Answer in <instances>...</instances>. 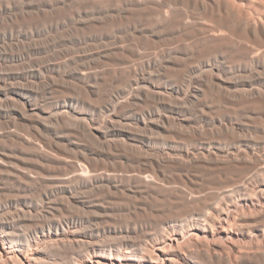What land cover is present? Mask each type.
Returning <instances> with one entry per match:
<instances>
[{"label": "rangeland", "instance_id": "rangeland-1", "mask_svg": "<svg viewBox=\"0 0 264 264\" xmlns=\"http://www.w3.org/2000/svg\"><path fill=\"white\" fill-rule=\"evenodd\" d=\"M25 1L27 3H30V4L28 6L26 4V6L23 7V9L17 8L16 10H14L13 13L14 12L15 13L13 16L14 17L13 20L10 19L11 16L0 15V51L5 52L8 55H12V54L19 55L20 53H22L24 51L25 48L26 49L29 48L32 45V42H33V44H37L38 46H40L41 51L42 50L43 51L45 50V51L44 52L40 51V53L33 54L30 59H22V60H20V62H19V60H11V58H9L8 61L3 62L4 64L2 63L3 71L14 72V70H15V72L17 71L16 73L22 72L23 70L27 71L29 67L31 68L32 66H36L37 64H39L40 59L42 61L44 60V61L49 62V61H61V58H62V61L64 59L70 60L72 58L70 60L69 64L67 63L69 65V67L67 66V64H64L66 67L63 65V67L61 68L63 76H60L59 78H57V83L62 89V90L60 89L61 91H59V92H61V94L58 92L60 94L59 96L62 95L63 97L66 96L67 99H74L75 106H73L74 107V110H72L73 114L76 115L77 117L79 115L85 116L86 120L88 119L87 123L88 122L90 123V124L88 123L89 126L93 127V129L97 128V130H92V131H95V132H92L95 135L92 134L91 131L80 130L76 124L75 119H72V121H68L67 123H64V126H62L63 123H61V124H54L53 123L52 124V122L50 121V119L48 117L47 112H43L44 117L42 116L40 118L41 120L35 116L33 118L28 119L26 122V120H21V119H19V117L16 116V114H15L16 109L13 108V107L17 108L16 105L14 106V104H10L11 105L10 108L12 109V110L10 109L11 111L9 110V107H7L10 105H5V104H4V106L0 105V107L2 106V109L0 108V114L2 115V116L0 115V139H1V145L3 146L2 148L3 149L7 148L6 150H8V151H6L5 149H4V151H6L7 154L9 153V155H10V158L8 157L7 159H10L12 162L14 161L15 163L17 162L16 164H20V165H26L29 162L31 163L35 160L34 159L35 156L32 155L33 153H42L43 154V152H44V154H46V152L40 147H39L38 151H35V148H36L35 144L40 143L42 145V143H43V146L45 147V149L49 148V151L53 152L52 154L55 155L54 157L56 159L58 158V160H56L55 165L59 164L60 166L59 165L58 166L62 167V169H63V167H67L66 171H70V170L81 171V170L85 169L86 167L88 169H92V170L96 168L97 172H100V173L113 172V173L118 174L120 176L123 174L122 179L126 182L128 181L126 179L128 174H135L137 176L142 177L144 185L148 184L149 187H152L153 183L156 182V180H157L159 182V184L156 185L157 186L156 189L155 188H146V189L143 188L145 190V192L140 190L141 192L138 191L137 193H135L138 195V198L140 197V199H138L137 195H135L134 193H133V195H128V194H126V195L118 194L117 195V194H114V193L108 191L107 188L104 186L103 187L102 186L94 187V189H92L90 186H89L90 188L89 187H81V188L77 189L78 190L77 193L79 192L78 193L79 195L89 196V194H93V195H96L97 197H100V195L98 196V194H101V197H100L101 201H103V203L107 205L108 212L109 211H110V213L114 212L113 216L116 219H113V220L116 221L118 224L120 223V225H123L126 223L125 225L129 224L132 228H134L135 227L134 225L137 223L136 227H138V228L140 227L139 229L142 231L143 230L144 231L145 230L146 231H154L155 228H158L161 225L160 222H163V220H165L166 218H169L170 216L173 218H178L180 216V213L181 214L183 213L184 208L187 210L189 208H196V209L200 208L201 209V207H204V204L201 203V202H203L202 200L200 201L198 199L191 198V197H193V195H196V194L198 195L199 191L203 195L211 193V191L212 192L217 191V188L220 189L222 187L220 185V182L222 184H224L223 189L229 188L232 185V184H230L231 183L230 181H232L231 178H233L234 176L237 177L238 175L244 173V171H242L243 169L241 167H239V166H243V164H235L236 162H234V161L227 160L225 162H222L223 164H219V165L215 164L214 161H212V160L202 162V163L201 162H197V163L196 162H194V163L189 162L187 159H185V156H183L187 150L190 149L193 152H197V151L199 152L201 150V147L199 145H202L201 140H204L203 142H208V145L212 146L213 149H216V150L218 149L221 152L223 151L224 155L226 154V152H228L230 150L238 149V148H241V149L244 148L247 150L250 149L248 151L251 153V156L254 155L252 158H255V159H252L253 161L249 160L246 163V165H249L251 167L252 166L255 167V170L253 169V172L251 173V175L253 174L252 175V185H253L252 187L254 189L252 190L253 196L251 198L247 199V201H246V202H248L246 205V208L250 209V207H251L252 209H250V210L254 211V206L250 203L252 201L255 203L258 202V199L263 197V195H264V189H263L264 188V180H263L264 168H262V167H264L263 166L264 165V142H262V141H264L263 140L264 139V128H263L264 127V92H263V94H261V96H260V94H258V95L255 94L256 96L253 95V97H252V95L240 96L239 93L237 92L241 86H242L241 88L246 86L245 88L250 89V88H256V85L258 88H260V89L262 88V90L264 91V71H263L264 59H263L261 64L257 65L255 63H253L249 57H245L244 54L240 53V46L241 47H243V46L248 47V45L253 44V41L247 42L248 40L247 41L245 40L244 42H241L242 45H240L238 47L237 41H239V39H238V37L233 36V41L235 42L233 45L232 44H224V45H220L219 47L218 46L217 47H211V46L209 47V45H206V47H205L204 46L205 44L198 41V39L196 37H194V34L196 32V28H195V25L197 22L196 20H198L197 17H202V15L203 16L205 15L204 10H201V9L189 8L188 9L189 13L190 14L192 13L191 15H193L196 18L193 19L194 21L192 20L191 22H189V25L192 24L191 26L187 25V26L182 27V25H184V24L182 23V21L177 20V18L175 20L171 21V23L170 22H168V23L163 22L160 19L158 20L159 17L156 14V11L150 7H148L146 10L144 9L143 12H141L140 10H136L133 13H131L128 18H125V17L120 18V16L117 15L118 14L117 12L119 11V8H120V3H121L120 0H110V1L109 0H94V1L93 0H86V1L85 0H25ZM108 1H109V3H108ZM117 1H119L120 3H118ZM147 1L148 2L158 1L160 3H163V2H167L169 0H165V1H163V0L162 1L161 0H147ZM231 1H234L233 3L237 2V4H235L236 6L239 5L241 7V5H243L242 7L246 10H249V12H252L253 15H258V14H255L256 13L255 8H256V6H258L257 2H259L260 0L259 1L256 0L257 2L255 0H251V2H250V0H231ZM115 2H117V3H115ZM112 3L114 6L109 5ZM259 3H262V5L264 7V1H262V2L260 1ZM117 5H119L118 6L119 8L117 7ZM121 5H122V3H121ZM104 6H105V8H103ZM109 6H110V8H108ZM112 6L115 8H113ZM248 7H249V9H248ZM252 7H253V9H252ZM88 9H90V10H88ZM91 10H92V12L93 11L94 12L92 13ZM105 14H107V15H105ZM152 14H154L152 16L153 19L151 17ZM100 15H101V17H99ZM83 16H85V17H83ZM148 17L150 19H148ZM154 17L155 18L157 17V18L155 19ZM214 17H216V18H214ZM218 18H219L218 15L215 14V15H213V17H211V16L208 17V21L211 20L209 22L214 23L218 20ZM137 19L138 20L141 19V20H139L141 22H139ZM75 20H77L78 22ZM100 20H101V22H100ZM142 20H143V22H142ZM147 20H150V22L148 21L150 24L147 23ZM151 20H153V21L151 22ZM154 21L156 22L158 27L155 26L156 24ZM160 21H162V22H160ZM76 23H78V24H76ZM118 23H119V25H118ZM139 23H141V26ZM144 23H146V24H144ZM55 24L57 27L55 26ZM82 24H83V26H82ZM105 24L108 26H106ZM135 24H136V27H134ZM114 25H116V26H114ZM117 25L119 28L122 26L119 31H118L119 28L117 27ZM124 25H125V27H124ZM147 26H149V27H147ZM151 26H152V28H151ZM54 27H56V28H54ZM128 27L130 29H128ZM113 28L115 30H113ZM137 28H138V30H137ZM139 28H141V30ZM144 28H146V29H144ZM184 28H187V29H184ZM190 28H191V30H190ZM46 29L47 30L49 29V30L47 31ZM178 29H179V31H178ZM4 30H7V31H4ZM20 30H23V31H20ZM134 30H136V31H134ZM143 30L145 31V33L148 36L144 33ZM189 30H190V32H189ZM1 31H4V32L1 33ZM13 31H15V32H13ZM31 31H35V33L41 32L40 33L41 36L40 35L37 36L35 34L30 39L27 38L29 41L27 39L26 40L24 39L23 40L24 42L22 41L21 37L18 36L23 32L24 33H31ZM122 31H123V33H122ZM148 31H149V33H148ZM175 31H176V33H175ZM9 32H11V34ZM46 32H47V34H45ZM48 32H50V33H48ZM142 32L144 33L143 35H142ZM182 32H183V34H182ZM106 33H107V35H106ZM114 33H116V34H114ZM137 34L139 36H137ZM166 34H167V36H166ZM176 34H177V36H176ZM178 34H182L183 36L182 35L179 36ZM4 35H6V36H4ZM96 35H97V37H96ZM123 35H125V36H123ZM98 36H100V37H98ZM162 36H163V38H162ZM34 37H35V39H34ZM40 37H41V39H40ZM152 37H154V39ZM8 39H9V41H8ZM106 39L109 41H107ZM121 39H123V40H121ZM71 41H73V42H71ZM173 43H174V45H173ZM179 43L180 44L182 43V44L180 45ZM127 44L131 47L127 46ZM175 44L178 46V48H176L177 46ZM197 44H198V46H197ZM260 44L264 45V40ZM100 45H103V46L100 47ZM136 45L138 47H136ZM183 45H185V46H183ZM42 46H43V48H42ZM119 46H125L128 49V51H131L133 53L140 51V50H141V53L144 51L142 53V55L144 56L143 58H141L142 61H141V59L139 60L136 57H134V62L138 67L136 65L135 66L138 69H135L134 71H130L127 66H124L123 64H121V65H118V69L116 72L111 70V68H110L111 65L109 63H117V62H122V61L124 62L123 56H124V53H126V51H122V49L119 48ZM201 46H202V48H201ZM198 47H200V48H198ZM80 48H82V49H80ZM84 48H86V49H84ZM90 48H92V49H90ZM168 48H169V50H168ZM205 48H208L210 51L209 50L206 51ZM75 49H77V50H75ZM180 49H181V51H180ZM111 50H112V52H111ZM59 51H60V53H59ZM88 51L89 52L91 51V52L88 53ZM92 52L94 55L91 54ZM102 52H104V53L101 54ZM158 52L160 55L159 56L160 59L158 57ZM224 52L226 53V55ZM233 52H234V54H233ZM78 53H81V54L83 53V54L82 55L80 54V56H79ZM155 53H157V54H155ZM175 53H176V56H174ZM162 54H164V55H162ZM172 54H173V56H172ZM178 54L181 56H179ZM61 55L62 56L64 55V56L61 57ZM153 55H155V56H153ZM202 55H204L205 59L213 58V59H211L210 63L213 67L211 71H212L213 75H215V76H213V79H211V81H209L208 79H206L202 76L203 71L207 72L208 67H204L201 70L200 69L199 70L198 69L192 70V71L190 70L191 65L193 66L195 64L194 66H196L199 62H201V64L204 62L203 61L204 58ZM98 56H99V58H98ZM107 56H109L110 58H113L114 61L106 62L105 58ZM150 56L153 57V59H152L153 62H151L153 64V66H152V64L150 65V63L148 62L150 59L149 58ZM73 57H76V59H73ZM91 57L93 60L91 59ZM223 57H224V60H223ZM87 58H88V61H86ZM170 58H171V60H170ZM32 59H34V61H32ZM199 59H201V60H199ZM227 59L229 61H226ZM78 60H79V62H78ZM163 60H165V62ZM236 60H238L237 61L238 64H236V62H235ZM36 61H38V62H36ZM42 61L40 63H42ZM76 61H77V63H76ZM155 61H157V63H155ZM146 62H148L149 65ZM222 62H223V64H222ZM228 62H229V64H228ZM164 63H166V64L163 65ZM171 63H172V65H171ZM217 63H218V65H216ZM240 63L241 64L243 63L242 64L243 70H242V65ZM8 64H10V65H8ZM166 65H167V67H166ZM253 65H256V66H253ZM150 66L152 69L150 68ZM233 66H234V68H233ZM81 67L88 68L91 71V73L97 70L99 72V76H100V77H98L99 79L95 80V78L93 77V79L96 81L95 82L91 76V77H89V79L81 81V79H79L78 76L76 74H74L75 71H77ZM142 67H143V69H142ZM170 67H172V68H170ZM231 67H232V69H234V71L231 69ZM238 67H239V69H238ZM253 67H255V68H253ZM64 68L67 71H65ZM67 68L70 69L69 72H68ZM159 68L162 71H160ZM251 68H252V70H251ZM91 69H93V70H91ZM260 69L262 71H260ZM71 70H73V71L71 72ZM138 70H139V72L137 74ZM148 70L150 73L149 72L147 73ZM230 70H232V72L234 74L232 72H230ZM125 71L128 73H126ZM154 71H156V72L153 73ZM69 73H73V74L69 75ZM132 73H133V75H132ZM197 73L199 74V76H197L198 75ZM241 73H242V75H241ZM109 74H110V76H109ZM162 74L164 75V78H163ZM192 74H193V77H192ZM232 74H233V77H232ZM236 74H238L239 76ZM141 75H143L145 77V80H146L149 88H150V86H152L151 87L152 89H150L151 93L149 92L148 94H145V92H142V90H140L139 88H135V85H132V84H134L135 79L137 77H143ZM253 75H255V76H253ZM223 76H225L226 78L228 77L229 79L228 78L226 79ZM148 77H150V78H148ZM43 78H45V79H43ZM157 78H158V80H157ZM187 78H190V79L187 80ZM71 79H72V81H71ZM173 79H175V80H173ZM40 80H38L35 83V87L39 91L41 90L39 93L43 95L44 91L42 88H43V86H45V84L47 83L48 80L46 77H42ZM154 80H156L157 82ZM91 81L93 82V84H91L92 83ZM174 81L175 82L177 81V82L174 83ZM195 81H197V82H195ZM125 82L131 83V85L126 84ZM154 82H155V84H154ZM163 82H164V84H163ZM42 83H43V85H42ZM84 83L87 87L85 85H83ZM159 83H161L162 86H160ZM158 84H159V86H158ZM176 84L179 86V88L177 87ZM221 84L223 85V87ZM99 85H100V87H99ZM191 85H193V86H191ZM253 85H254V87H253ZM124 86H125L126 91L123 89ZM196 87H198V88H196ZM156 89H160L161 91L164 92V96H162V98L159 97V95L155 92ZM110 90H111V92H110ZM138 90H140L142 93H140V91H138ZM174 90H176V91H174ZM199 90H201V91H199ZM65 91H66V93H64ZM132 91H133V93L130 94ZM123 92H124V94H123ZM134 92L137 94H135ZM152 92L154 94H152ZM185 92H186V96H185ZM67 93L69 95H67ZM188 93H189V95H188ZM114 95H115V97H114ZM43 96H45V94ZM74 96H76L77 98ZM184 96H185V98H184ZM104 97H105V99H104ZM109 97H110V99H107ZM112 97H113V99H112ZM173 98H175V99L173 100ZM126 100H128V101H126ZM156 100H158V101H156ZM189 100H191V101H189ZM138 101L141 103H139ZM117 102H119V104L115 106V104ZM122 102H124V103L122 104ZM80 104H81V106L84 105V106H82L83 108L82 107L80 108ZM156 104L157 105L159 104L158 105L159 107H157ZM46 106H48V104ZM148 106H150V107L152 106L151 108L155 111L153 112V110ZM3 108H5V109L8 108V109L5 110ZM80 109H85L86 111L80 110ZM2 111H4V112H2ZM100 111H102V115H101ZM132 111L135 114H133ZM140 111L144 115L142 113H140ZM108 112L111 114H109ZM115 112H116V115H115ZM117 112H119V115ZM120 112H122V113L120 114ZM96 113H98V114H96ZM129 113L131 114L130 115L131 120L129 118ZM150 113L152 115H149ZM6 114H7V119L9 121L6 119ZM93 114H94V116H93ZM162 114L164 115V117ZM99 115H100V118H99ZM117 115H118V117H117ZM171 115H174V116H171ZM106 116L108 118L110 116V118L108 119ZM102 117H103V119H102ZM126 117H127V119H126ZM147 117H149V118H147ZM43 118H46L45 121L48 123L47 126H43L42 122L46 123ZM105 118H107V122L105 121L106 120ZM111 118L113 120L115 119L114 120L115 124H111V122H110ZM151 118H152V120H151ZM153 118H155V119H153ZM47 119H49V120H47ZM95 119H97V120L95 121ZM160 119H161V121H160ZM184 119H186V120H184ZM132 120H133V122H132ZM153 120H155V122ZM17 121H19V122H17ZM23 121H25V122H23ZM70 122H72V123H70ZM126 122H127V124L130 123V124H128L129 126L126 124ZM138 122L141 126L138 124ZM231 122H232V124H231ZM28 123H30V124H28ZM72 124H75V126ZM215 124L217 126H215ZM51 125H52V127H51ZM115 125L118 128L115 127ZM256 125L258 126V129H257ZM38 126H39V128H38ZM119 126H120V128H119ZM202 126H204V128ZM55 127L58 129H56ZM63 127H64V129H62ZM65 127H67V128L65 129ZM143 127L147 128V129H143ZM181 127L183 129H181ZM198 127H199V129H198ZM44 128H46L47 130ZM121 128H123V129H121ZM140 128H142V129H140ZM148 128H151V129H148ZM124 129H126V130H124ZM137 129H139V130H137ZM234 129H236V130H234ZM52 130H54V131H52ZM41 131H43V133ZM108 131H109V133H106ZM233 131H235V132H233ZM58 132L60 133V136H59ZM69 132H71V133L69 134ZM142 132L144 135H142V134L139 135V133H142ZM52 133H54V134H52ZM56 133H58V134H56ZM88 133H89V135H88ZM113 133H116V135ZM241 133H242V135H241ZM84 134H85V136H84ZM96 134L99 137V139H98V137H97V139H96V137L94 138V136H96ZM146 134H147V136H145ZM72 135H73V137H72ZM46 136H47V138H46ZM130 136H132V137H130ZM49 137L52 139H49ZM150 137H152L153 139H151ZM252 137H253V139H252ZM100 138H102V139H100ZM105 138H107L108 140ZM261 138H263V139H261ZM40 139L41 140L43 139V140L40 141ZM125 139H127V140H125ZM208 139H209V141H208ZM217 139L220 141H218ZM255 139H257V140H255ZM100 140H101V142H100ZM221 140H223V142ZM26 141H27V143H26ZM28 141H32V142L30 143ZM73 141H75V142H73ZM54 142H56V143H54ZM62 142H63V144H66V143L67 144L64 146L62 144ZM77 142H78V144H77ZM143 142H145V143H143ZM176 142H177V144H176ZM230 142H231V144H230ZM246 142L248 144H246ZM59 143H61V144H59ZM131 143H132V145H131ZM192 143H195L196 147ZM107 144H109V145H107ZM134 144L136 147L134 146ZM141 144H142V146H139ZM217 144H219V146ZM233 144H234V146H233ZM53 145L55 148L53 147ZM69 145H71V146H69ZM127 145L129 147H127ZM224 145H225V147H224ZM25 146H27V147H25ZM33 146L35 148H32ZM251 146H252V148H251ZM257 146H258V148H257ZM57 147H59V148H57ZM66 147L68 148L67 149L68 151L69 150L71 151V149H69V147L72 148V151L68 152L66 150ZM86 147H87V149H86ZM149 147H150V149H149ZM27 148H29L31 150H29ZM176 148H177V150H176ZM73 149H74V151H73ZM132 149H134V150H132ZM137 149H139V150L143 149V150L137 151ZM57 150L60 152L58 153ZM92 150L93 151L95 150V151L93 152ZM115 150H116V152H115ZM260 150H262V152ZM27 151H28V153H26ZM30 151H32V154ZM171 151H173V152H171ZM72 152L75 154H73ZM147 152H148V154H147ZM153 152H155V153H153ZM62 153L63 154L65 153L67 155H65V154L63 155ZM76 153L80 154V155L76 156ZM150 153H153L154 156ZM163 154H164V156H163ZM21 155L22 156L24 155V156L22 157ZM31 155H32V157H31ZM147 155H148V157H147ZM25 156H26V158H24ZM78 156H80V157H78ZM84 156H86V158H87L86 160H85ZM168 156H171L172 158L174 157L175 160H173V159L164 160L165 163H164V161H162L161 163L158 162V158H159V160H162L163 158L164 159L168 158ZM89 157H90V159H89ZM257 157L258 158L261 157V158H259V160H258ZM78 158H80V159H78ZM178 158H180V159H178ZM64 159H66V160H64ZM77 159H78V161H77ZM121 159L123 162L121 161ZM255 160H257V161H255ZM118 161H121L123 164H121V162L118 163ZM124 161H126V162H124ZM78 162L84 163L86 165V167L83 166L82 164L78 163ZM231 162H234V163H231ZM256 162H258V163H256ZM167 163H170V164H167ZM139 164H142V166ZM220 165H221V168H220ZM30 166H32V165H30ZM153 166H155L154 170H153ZM160 166H163L164 169H163V167H161L162 168L161 169ZM206 166H208L209 168ZM213 166H216L217 168L213 167ZM192 167H199L200 170H199V168H196L194 170V168H192ZM155 170L159 171L161 173V176H162V177L160 176L161 179L157 178L158 176H157L156 172H154ZM193 174H196L198 177L196 175H193ZM222 177H223V179H222ZM193 180H195V181H193ZM254 180H256L257 183ZM196 181H197V183H196ZM224 181H226V182H224ZM259 181H262V182L259 183ZM189 185L190 186L192 185V186L190 187ZM90 190L92 193L90 192ZM93 190H94V193H93ZM82 191H84V192H82ZM87 191L89 193H87ZM105 192H107V193H105ZM143 194H144V196H143ZM225 194H228V193H223V195L220 194V196L218 198L214 199V201L209 205L205 204V209L207 211H209L212 209H217L216 206L218 208H220L222 205L224 207L230 208L232 206V203H230V204L223 203V198L225 197ZM105 196H107V197H105ZM126 196H128V198L129 197L130 198L128 199ZM111 199L114 200L113 202L116 205H114V203H112ZM121 199L123 202L120 201ZM106 200L110 201L109 204ZM180 200H182V201H180ZM133 201L135 202V204ZM198 201L200 203H198ZM128 202L130 203V205ZM182 202L184 204H182ZM126 204H127V206H125ZM170 204H172L173 207ZM114 206L116 208H114ZM182 206H185V207L183 208ZM206 206H207V208H206ZM247 206H249V207H247ZM159 207H161V208L159 209ZM136 208H138V209H136ZM146 208L148 209V211ZM154 208H155V210H154ZM176 209H177V212H176ZM179 210L182 212H180ZM186 210H184V211L186 212ZM225 210H228V209L226 208ZM120 211H121V213H120ZM39 214L41 215V212L35 213V215H36L35 217L36 218H42V216H40ZM151 214L153 216H151ZM37 215L40 217H37ZM222 216L225 217V214L222 213L221 218L219 217V220L214 219L213 225L211 227L214 226L215 230L213 228L209 227L211 232L209 230V232L206 236L207 238L210 239L212 234L216 233V231H218L220 226L224 223ZM220 219H222V221ZM123 220H124V222H123ZM220 221H221V223H220ZM91 222L87 223L86 225L87 226L91 225V227H92V224H93V227H96L102 221L98 220V222H97V220H92ZM155 223H157V224H155ZM141 225H143V227ZM157 225H159V226H157ZM88 227H90V226H88ZM217 228H218V230H217ZM197 232L199 233L198 234L199 237H203V233L201 231L197 230ZM258 232H255L258 236L256 238L258 240L264 241V231L261 230ZM259 234H261V235L259 236ZM225 237H226V235H221L220 238L224 239ZM101 238H102V241H105V242H108L109 240H110V242L114 241L113 237L109 238V236H107V235H102ZM262 238H263V240H262ZM153 253L156 255L155 250L153 251ZM67 255H69V253H67ZM140 262L142 264L147 263V261H145V260L144 261L141 260ZM200 264H205V263H200Z\"/></svg>", "mask_w": 264, "mask_h": 264}, {"label": "bare ground", "instance_id": "bare-ground-1", "mask_svg": "<svg viewBox=\"0 0 264 264\" xmlns=\"http://www.w3.org/2000/svg\"><path fill=\"white\" fill-rule=\"evenodd\" d=\"M86 1V0H85ZM94 1V0H93ZM110 1V0H109ZM108 1V3H109ZM117 1L120 3L119 11L117 12L118 16L120 18H128L131 13H133L136 10H140L143 12V10L147 9L148 7L153 8L156 11V14L158 15V20H162L163 22H170L175 20L182 21L184 25H189V22H191L194 17L191 15L188 11L189 8H195V9H201L204 10L205 15L202 17H197L198 20H196V32L194 34V37L198 39V41L202 42L206 45H209V47H219L220 45L224 44H234L233 36L238 37V47L241 44V42H244L245 40L247 42L253 41V44L248 45V47H241L240 46V53L244 54L245 57H249L250 60L259 65L262 63L264 59V45H261L260 43L264 40V7L262 3H259L260 1L264 0H257L256 6V13L258 15H253L252 12H249V10L244 9L241 5V7L238 5L236 6V3H233L234 1L231 0H169L167 2L160 3L158 1H150L147 0H120ZM162 1V0H161ZM165 1V0H163ZM97 2V1H96ZM101 2V1H100ZM113 2V1H112ZM115 2V3H117ZM251 2V0H250ZM104 3V2H103ZM114 3V4H115ZM27 6L30 3H27L25 0H0V15H7L11 16L10 19L13 20L14 13L13 11L17 8H22ZM105 4V3H104ZM102 5V4H101ZM100 5V6H101ZM109 5H113L109 4ZM97 6V5H96ZM114 6V5H113ZM112 6V7H113ZM245 6V5H244ZM252 6V5H251ZM111 7V8H112ZM95 8V7H94ZM105 8V6L103 7ZM110 8V6L108 7ZM115 8V7H113ZM251 8V7H250ZM43 9V8H42ZM96 9V8H95ZM249 9V7H248ZM253 9V7H252ZM90 10V9H88ZM96 11V10H95ZM254 11V10H253ZM92 12V10H91ZM94 12V11H93ZM92 12V13H93ZM114 12V11H113ZM64 13V12H63ZM97 13V12H96ZM110 13V12H109ZM150 13V12H149ZM71 14V13H70ZM101 14V13H100ZM112 14V13H111ZM114 14V13H113ZM196 14V13H195ZM218 15V20L214 23L208 21V17H213V15ZM107 15V14H105ZM149 15V14H148ZM154 14L151 15V17ZM199 15V14H198ZM50 16V15H49ZM113 16V15H112ZM197 16V15H196ZM4 17V16H3ZM56 17V16H55ZM85 17V16H83ZM95 17V16H94ZM101 17V15L99 16ZM108 17V16H107ZM110 17V16H109ZM82 18V17H81ZM113 18V17H112ZM155 18V17H154ZM157 18V17H156ZM155 18V19H156ZM216 18V17H214ZM84 19V18H83ZM89 19V18H88ZM103 19V18H102ZM148 19H150L148 17ZM153 19V17H152ZM30 20V19H29ZM138 20V19H137ZM141 20V19H139ZM138 20V21H139ZM213 20V19H212ZM77 21V20H75ZM74 21V22H75ZM150 20H147V23L150 24ZM153 20H151L152 22ZM160 21V22H162ZM194 21V20H193ZM78 22V21H77ZM101 22V20H100ZM135 22V21H134ZM141 22V21H139ZM143 22V20H142ZM155 22V21H154ZM158 22V21H157ZM105 23V22H104ZM110 23V22H109ZM136 23V22H135ZM78 24V23H76ZM94 24V23H93ZM98 24V23H97ZM102 24V23H101ZM107 24V23H106ZM105 24V25H106ZM132 24V23H131ZM141 26V23H139ZM146 24V23H144ZM152 24V23H151ZM154 24V23H153ZM156 24V22H155ZM160 24V23H159ZM158 24V25H159ZM31 25V24H30ZM37 25V24H36ZM100 25V24H99ZM119 25V23H118ZM117 25V27H118ZM121 25V24H120ZM129 25V24H128ZM127 25V26H128ZM162 25V24H161ZM169 25V24H168ZM192 25V24H191ZM189 25V26H191ZM56 26V24H55ZM79 26V25H78ZM83 26V24H82ZM108 26V25H106ZM113 26V25H112ZM116 26V25H114ZM131 26V25H130ZM154 26V25H153ZM157 26V24L155 25ZM166 26V25H165ZM164 26V27H165ZM57 27V26H56ZM54 27V28H56ZM59 27V26H58ZM88 27V26H87ZM110 27V26H109ZM122 27V26H121ZM120 27V28H121ZM125 27V25H124ZM123 27V28H124ZM136 27V24L134 25ZM143 27V26H142ZM146 27V26H145ZM149 27V26H147ZM158 27V26H157ZM167 27V26H166ZM181 27V28H182ZM193 27V26H192ZM60 28V27H59ZM79 28V27H78ZM86 28V27H85ZM108 28V27H107ZM116 28V27H115ZM119 28V27H118ZM118 29V31L120 30ZM122 28V29H123ZM132 28V27H131ZM152 28V26H151ZM189 28V27H188ZM34 29V28H33ZM43 29V28H42ZM128 29H130L128 27ZM134 29V28H133ZM136 29V28H135ZM141 30V28H139ZM146 29V28H144ZM158 29V28H157ZM156 29V30H157ZM162 29V28H161ZM160 29V30H161ZM177 29V28H176ZM187 29V28H184ZM30 30V29H29ZM35 30V29H34ZM44 30V29H43ZM47 30V29H46ZM49 30V29H48ZM47 30V31H48ZM110 30V29H109ZM113 30H115L113 28ZM138 30V28H137ZM151 30V29H150ZM155 30V29H154ZM191 30V28H190ZM189 30V32H190ZM195 30V29H194ZM7 31V30H4ZM4 31H1L3 33ZM23 31V30H20ZM126 31V30H125ZM136 31V30H134ZM144 31V30H143ZM162 31V30H161ZM174 31V30H173ZM179 31V29H178ZM185 31V30H184ZM15 32V31H13ZM111 32V31H110ZM109 32V33H110ZM114 32V31H113ZM139 32V31H138ZM137 32V33H138ZM186 32V31H185ZM184 32V33H185ZM11 34V32H9ZM41 33V32H40ZM39 32L31 31V33H21L20 36L22 41L27 38L33 37L35 34L38 36L40 34ZM44 33V32H43ZM50 33V32H48ZM120 33V32H119ZM123 33V31H122ZM126 33V32H125ZM130 33V32H129ZM133 33V32H132ZM145 33V31H144ZM142 32V35L144 34ZM149 33V31H148ZM157 33V32H156ZM170 33V32H169ZM176 33V31H175ZM181 33V32H180ZM9 34V35H10ZM17 34V33H16ZM47 34V32L45 33ZM85 34V33H84ZM97 34V33H96ZM103 34V33H102ZM101 34V35H102ZM116 34V33H114ZM139 34V33H138ZM137 34V36H139ZM146 34V33H145ZM159 34V33H158ZM183 34V32H182ZM182 34H178L179 36ZM44 35V34H43ZM42 35V36H43ZM107 35V33H106ZM147 35V34H146ZM154 35V34H153ZM6 36V35H4ZM36 36V37H37ZM46 36V35H45ZM73 36V35H72ZM118 36V35H117ZM120 36V35H119ZM125 36V35H123ZM148 36V35H147ZM167 36V34H166ZM174 36V35H173ZM177 36V34H176ZM183 36V35H182ZM15 37V36H14ZM97 37V35H96ZM100 37V36H98ZM107 37V36H106ZM111 37V36H110ZM159 37V36H158ZM169 37V36H168ZM186 37V36H185ZM7 38V37H6ZM10 38V37H9ZM18 38V37H17ZM39 38V37H38ZM91 38V37H90ZM103 38V37H102ZM101 38V39H102ZM149 38V37H148ZM154 39V37H152ZM163 38V36H162ZM173 38V37H172ZM178 38V37H177ZM176 38V39H177ZM3 39V38H2ZM35 39V37H34ZM33 39V40H34ZM41 39V37H40ZM95 39V38H94ZM98 39V38H97ZM96 39V40H97ZM114 39V38H113ZM181 39V38H180ZM189 39V38H188ZM12 40V39H11ZM28 40V39H27ZM49 40V39H48ZM92 40V39H91ZM107 40V39H106ZM116 40V39H115ZM123 40V39H121ZM152 40V39H151ZM178 40V39H177ZM182 40V39H181ZM6 41V40H5ZM9 41V39H8ZM21 41V40H20ZM29 41V40H28ZM99 41V40H98ZM102 41V40H101ZM109 41V40H107ZM190 41V40H189ZM11 42V41H10ZM24 42V41H23ZM41 42V41H40ZM73 42V41H71ZM134 42V41H133ZM183 42V41H182ZM191 42V41H190ZM39 43V42H38ZM52 43V42H51ZM110 43V42H109ZM129 43V42H128ZM132 43V42H131ZM130 43V44H131ZM101 44V43H100ZM180 44V43H179ZM182 44V43H181ZM180 44V45H181ZM185 44V43H184ZM188 44V43H187ZM196 44V43H195ZM111 45V44H110ZM147 45V44H146ZM174 45V43H173ZM176 45V44H175ZM236 45V44H235ZM55 46V45H54ZM96 46V45H95ZM103 45H100V47ZM127 46H129L127 44ZM150 46V45H149ZM172 46V45H171ZM170 46V47H171ZM177 46V45H176ZM185 46V45H183ZM190 46V45H189ZM198 46V44H197ZM21 47V46H20ZM27 47V46H26ZM47 47V46H46ZM131 47V46H129ZM136 47H138L136 45ZM182 47V46H181ZM208 47V46H207ZM208 47V48H209ZM237 47V48H238ZM43 48V46H42ZM45 48V47H44ZM70 48V47H69ZM109 48V47H108ZM119 48L122 49V51H126L124 53V62H117V63H109L111 65V70L114 72L117 71L118 65L123 64L124 66H127L130 71H134L136 68V64L134 62V57L137 59H141L144 56L140 51H137L135 53L128 51V49L125 46H119ZM172 48V47H171ZM178 48V46L176 47ZM200 48V47H198ZM202 48V46H201ZM208 48H205L206 51L209 50ZM21 49V48H20ZM68 49V48H67ZM74 49V48H73ZM82 49V48H80ZM86 49V48H84ZM92 49V48H90ZM103 49V48H102ZM135 49V48H134ZM182 49V48H181ZM180 49V51H181ZM194 49V48H193ZM229 49V48H228ZM23 50V49H22ZM77 50V49H75ZM98 50V49H97ZM101 50V49H100ZM130 50V49H129ZM149 50V49H148ZM169 50V48H168ZM217 50V49H216ZM221 50V49H220ZM238 50V49H237ZM41 48L37 44H33L29 48H25L22 53L19 55H8L5 52L0 51V105H10L14 104L17 108L13 107L15 110V114L19 119L21 120H27L33 117H37L40 119L43 116V112L48 113V117L52 124H61L64 126V123H67L68 121H72V119H75L76 124L80 130L83 131H92L97 130V128L93 129V127L89 126L87 123L86 117L79 115L78 117L73 114L75 101L74 99H67L66 96L62 97L59 96L61 94V87L57 83V78L60 76H63V73L61 71V68L64 64H69L70 60L72 59L70 56V60H63L61 58V61H42L39 60V64L36 66H32L30 69L26 71H22L19 73L14 72H6L3 71L2 63L8 61L9 58L11 60H22V59H30L33 54L40 53ZM43 51V50H42ZM41 51V52H42ZM45 51V50H44ZM43 51V52H44ZM64 51V50H63ZM73 51V50H72ZM79 51V50H78ZM84 51V50H83ZM87 51V50H86ZM94 51V50H93ZM102 51V50H101ZM100 51V52H101ZM167 51V50H166ZM177 51V50H176ZM189 51V50H188ZM205 51V52H206ZM210 51V50H209ZM215 51V50H214ZM222 51V50H221ZM227 51V50H226ZM81 52V51H80ZM91 52V51H90ZM88 51V53H90ZM112 52V50H111ZM150 52V51H149ZM152 52V51H151ZM187 52V51H186ZM196 52V51H195ZM202 52V51H201ZM216 52V51H215ZM214 52V53H215ZM219 52V51H218ZM239 52V51H238ZM60 53V51H59ZM73 53V52H72ZM86 53V52H85ZM102 52L101 54H103ZM168 53V52H167ZM166 53V54H167ZM225 53V52H224ZM63 54V53H62ZM79 56L81 53H78ZM77 54V55H78ZM83 54V53H82ZM81 54V55H82ZM93 54V52L91 53ZM111 54V53H110ZM157 54V53H155ZM165 54V55H166ZM181 54V53H180ZM189 54V53H188ZM187 54V55H188ZM193 54V53H192ZM229 54V53H228ZM234 54V52H233ZM237 54V53H236ZM239 54V53H238ZM94 55V54H93ZM97 55V54H96ZM109 55V54H108ZM164 55V54H162ZM169 55V54H168ZM167 55V56H168ZM179 55V54H178ZM207 55V54H206ZM218 55V54H217ZM220 55V54H219ZM226 55V53H225ZM54 56V55H53ZM64 56V55H63ZM61 55V57H63ZM78 56V57H79ZM87 56V55H86ZM155 56V55H153ZM158 52V57H159ZM173 56V54H172ZM176 56V53L174 54ZM181 56V55H179ZM186 56V55H185ZM204 58V55H202ZM208 56V55H207ZM211 56V55H210ZM216 56V55H215ZM229 56V55H228ZM37 57V56H36ZM67 57V56H66ZM41 58V57H40ZM68 58V57H67ZM94 58V57H93ZM99 58V56H98ZM149 63L150 65L153 62V57H149ZM162 58V57H161ZM167 58V57H166ZM186 58V57H185ZM222 58V57H221ZM51 59V58H50ZM59 59V58H58ZM73 59H76V57H73ZM80 59V58H79ZM84 59V58H83ZM92 59V57H91ZM106 62L114 61L113 58H110L107 56ZM156 59V58H155ZM160 59V57H159ZM173 59V58H172ZM213 59V58H211ZM211 59L204 58V62L201 64L199 62L196 66L190 67V70H201L204 67H208L207 72L203 71V77L211 81L213 79V73H212V65H211ZM217 59V58H216ZM215 59V60H216ZM229 59V58H228ZM226 61H229V60ZM231 59V58H230ZM52 60V59H51ZM60 60V59H59ZM93 60V59H92ZM91 60V61H92ZM103 60V59H102ZM162 60V59H161ZM171 60V58H170ZM169 60V61H170ZM196 60V59H195ZM198 60V59H197ZM201 60V59H199ZM224 60V57H223ZM239 60V59H238ZM236 60V64L237 61ZM244 60V59H243ZM242 60V61H243ZM30 61V60H29ZM34 61V59H32ZM88 61V58L86 59ZM142 61V59H141ZM146 61V60H145ZM160 61V60H159ZM165 62V60H163ZM222 61V60H221ZM241 61V60H240ZM249 61V60H248ZM38 62V61H36ZM45 62V63H44ZM75 62V61H74ZM79 62V60H78ZM138 62V61H137ZM144 62V61H143ZM148 62H146L148 64ZM8 63V62H7ZM24 63V62H23ZM77 63V61H76ZM81 63V62H80ZM145 63V62H144ZM157 63V61H155ZM215 63V62H214ZM226 63V62H225ZM234 63V62H233ZM4 64V63H3ZM11 64V63H10ZM8 64V65H10ZM67 66L69 67V65ZM91 64V63H90ZM159 64V63H158ZM164 63L163 65H165ZM191 64V63H190ZM223 64V62H222ZM229 64V62H228ZM232 64V63H231ZM241 64V63H240ZM239 64V65H240ZM243 64V63H242ZM241 64V65H242ZM71 65V64H70ZM89 65V64H88ZM136 65V66H135ZM142 65V64H141ZM144 65V64H143ZM149 65V64H148ZM172 65V63H171ZM218 65V63L216 64ZM233 65V64H232ZM240 65V66H241ZM65 66V65H64ZM77 66V65H76ZM97 66V65H96ZM123 66V67H124ZM153 66V64H152ZM214 66V65H213ZM224 66V65H223ZM228 66V65H227ZM256 66V65H253ZM66 67V66H65ZM74 67V66H73ZM88 67V66H87ZM122 67V66H121ZM138 67V66H137ZM144 67V66H143ZM142 67V69H143ZM160 67V66H159ZM167 67V65H166ZM175 67V66H174ZM177 67V66H176ZM216 67V66H215ZM107 68V67H106ZM140 68V67H139ZM151 68V66H150ZM172 68V67H170ZM234 68V66H233ZM255 68V67H253ZM23 69V68H22ZM27 69V68H26ZM65 69V68H64ZM68 72H69V68ZM100 69V68H99ZM152 69V68H151ZM175 69V68H174ZM232 69V67H231ZM239 69V67H238ZM257 69V68H256ZM93 70V69H91ZM157 70V69H156ZM160 70V68H159ZM182 70V69H181ZM189 70V71H190ZM228 70V69H227ZM234 71V69H232ZM230 70V72H232ZM243 70V65H242ZM252 70V68H251ZM259 70V69H258ZM10 71V70H9ZM65 71H67L65 69ZM73 70H71L72 72ZM145 71V70H144ZM162 71V70H160ZM175 71V70H174ZM226 71V70H225ZM229 71V70H228ZM227 71V72H228ZM260 71H262L260 69ZM264 71V69H263ZM119 72V71H118ZM126 72V71H125ZM139 70L137 71L138 74ZM149 70L147 71V73ZM152 72V71H151ZM154 71L153 73H155ZM158 72V71H157ZM199 72V71H198ZM224 72V71H223ZM237 72V71H236ZM239 72V71H238ZM74 73V72H73ZM69 73V75L73 74ZM128 73V72H126ZM143 73V72H142ZM150 73V72H149ZM159 73V72H158ZM170 73V72H169ZM192 73V72H191ZM226 73V72H225ZM229 73V72H228ZM233 73V72H232ZM68 74V73H67ZM81 81L89 79V77L92 76L96 79H99V72L96 70L91 73V71L86 67H81L75 73ZM118 74V73H117ZM157 74V73H156ZM198 74V73H197ZM196 74V75H197ZM234 74V73H233ZM232 74V77H233ZM240 74V73H239ZM247 74V73H246ZM252 74V73H251ZM254 74V73H253ZM105 75V74H104ZM133 75V73H132ZM154 75V74H153ZM163 75V74H162ZM218 75V74H217ZM238 75V74H236ZM242 75V73H241ZM248 75V74H247ZM110 76V74H109ZM138 76V75H137ZM143 76V75H141ZM146 76V75H145ZM152 76V75H151ZM156 76V75H155ZM199 76V74L197 75ZM239 76V75H238ZM246 76V75H245ZM255 76V75H253ZM42 77L47 78V83L45 86H43V93L45 96L40 94L39 91L35 87V83L40 80ZM65 77V76H64ZM63 77V78H64ZM70 77V76H69ZM104 77V76H103ZM132 77V76H131ZM153 77V76H152ZM193 77V74H192ZM195 77V76H194ZM217 77V76H216ZM225 77V76H223ZM66 78V77H65ZM150 78V77H148ZM164 78V75H163ZM202 78V77H201ZM226 78V77H225ZM228 78V77H227ZM226 78V79H227ZM45 79V78H43ZM91 79V80H92ZM135 79V78H134ZM166 79V78H165ZM179 79V78H178ZM186 79V78H185ZM190 78H187V80ZM198 79V78H197ZM205 79V80H206ZM229 79V78H228ZM254 79V78H253ZM94 80V79H93ZM94 80V81H95ZM126 80V79H125ZM131 80V79H130ZM158 80V78H157ZM175 80V79H173ZM186 80V81H187ZM41 81V80H40ZM67 81V80H66ZM72 81V79H71ZM70 81V82H71ZM79 81V80H78ZM88 81V80H87ZM124 81V80H123ZM134 81V80H133ZM156 81V80H154ZM215 81V80H214ZM251 81V80H250ZM45 82V81H44ZM43 82V83H44ZM76 82V81H75ZM92 82V81H91ZM96 82V81H95ZM100 82V81H99ZM130 82V81H129ZM157 82V81H156ZM159 82V81H158ZM167 82V81H166ZM165 82V83H166ZM177 82V81H176ZM174 81V83H176ZM197 82V81H195ZM255 82V81H254ZM42 83V85H43ZM62 83V82H61ZM107 83V82H106ZM126 83V82H125ZM168 83V82H167ZM173 83V84H174ZM256 83V82H255ZM38 84V83H37ZM66 84V83H65ZM93 84V82L91 83ZM130 84L131 83H126ZM155 84V82H154ZM153 84V85H154ZM160 86L161 83H159ZM158 84V86H159ZM164 84V82H163ZM220 84V83H219ZM82 85V84H81ZM85 85V83L83 84ZM82 85V86H83ZM104 85V84H103ZM129 85V86H130ZM135 88H139L142 90V92H145V94H148L150 92V89H152L150 86L147 85V82L145 80V77H137L135 79L134 84ZM167 85V84H166ZM177 85V84H176ZM180 85V84H179ZM183 85V84H182ZM197 85V84H196ZM195 85V86H196ZM222 85V84H221ZM86 86V85H85ZM102 86V85H101ZM110 86V85H109ZM126 86V85H125ZM124 86V90H125ZM193 86V85H191ZM225 86V85H224ZM65 87V86H64ZM87 87V86H86ZM95 87V86H94ZM97 87V86H96ZM100 87V85H99ZM108 87V86H107ZM133 87V86H132ZM172 87V86H171ZM179 88V86L177 85ZM190 87V86H189ZM201 87V86H200ZM216 87V86H215ZM223 87V85H222ZM242 87V86H241ZM238 89V93L240 96L245 95H253L255 94H263L262 88H258L256 85V88H241ZM254 87V85H253ZM89 88V87H88ZM129 88V87H128ZM134 88V89H135ZM155 88V87H154ZM174 88V87H173ZM172 88V89H173ZM183 88V87H182ZM187 88V87H186ZM185 88V89H186ZM198 88V87H196ZM205 88V87H204ZM227 88V87H226ZM229 88V87H228ZM236 88V87H235ZM61 89V90H60ZM113 89V88H112ZM119 89V88H118ZM232 89V88H231ZM88 90V89H87ZM92 90V89H91ZM97 90V89H96ZM101 90V89H100ZM116 90V89H115ZM138 90V91H140ZM154 90V89H153ZM163 90V89H162ZM184 90V89H183ZM64 91V90H63ZM62 91V92H63ZM70 91V90H69ZM93 91V90H92ZM99 91V90H98ZM119 91V90H118ZM126 91V90H125ZM128 91V90H127ZM130 91V90H129ZM152 91V90H151ZM176 91V90H174ZM178 91V90H177ZM190 91V90H189ZM201 91V90H199ZM234 91V90H233ZM60 94H59V93ZM68 92V91H67ZM111 92V90H110ZM115 92V91H114ZM140 91V93H142ZM155 92L159 95V97L162 98L164 96V92L160 89H156ZM58 93V94H57ZM66 93V91L64 92ZM70 93V92H69ZM92 93V92H91ZM90 93V94H91ZM94 93V92H93ZM107 93V92H106ZM133 91L130 93L132 94ZM135 93V92H134ZM151 93V92H150ZM155 93V94H156ZM170 93V92H169ZM190 93V92H189ZM188 93V95H189ZM205 93V92H204ZM97 94V93H96ZM124 94V92H123ZM137 94V93H135ZM134 94V95H135ZM152 94H154L152 92ZM172 94V93H171ZM183 94V93H182ZM192 94V93H191ZM203 94V93H202ZM67 95H69L67 93ZM102 95V94H101ZM140 95V94H139ZM170 95V94H169ZM173 95V94H172ZM178 95V94H177ZM196 95V94H195ZM113 96V95H112ZM117 96V95H116ZM130 96V95H129ZM171 96V95H170ZM186 96V92H185ZM184 96V98H185ZM192 96V95H191ZM197 96V95H196ZM195 96V97H196ZM42 97V98H41ZM76 97V96H74ZM73 97V98H74ZM115 97V95H114ZM118 97V96H117ZM135 97V96H134ZM182 97V96H181ZM199 97V96H198ZM239 97V96H238ZM251 97V96H250ZM69 98V97H68ZM77 98V97H76ZM75 98V99H76ZM79 98V97H78ZM126 98V97H125ZM124 98V99H125ZM128 98V97H127ZM131 98V97H130ZM139 98V97H138ZM172 98V97H171ZM177 98V97H176ZM189 98V97H188ZM105 99V97H104ZM107 99H110L107 98ZM113 99V97H112ZM117 99V98H116ZM122 99V98H121ZM175 98H173L174 100ZM191 99V98H190ZM130 100V99H129ZM171 100V99H170ZM200 100V99H199ZM79 101V100H78ZM81 101V100H80ZM83 101V100H82ZM124 101V100H123ZM128 101V100H126ZM158 101V100H156ZM184 101V100H183ZM191 101V100H189ZM131 102V101H130ZM139 102V101H138ZM166 102V101H165ZM187 102V101H186ZM84 103V102H83ZM112 103V102H111ZM110 103V104H111ZM124 102H122L123 104ZM136 103V102H135ZM141 103V102H139ZM163 103V102H162ZM173 103V102H172ZM176 103V102H175ZM184 103V102H183ZM48 104V106H46ZM119 102L115 104L118 105ZM143 104V103H142ZM209 104V103H208ZM108 105V104H107ZM114 105V104H113ZM125 105V104H124ZM152 105V104H151ZM157 105V104H156ZM159 105V104H158ZM157 105V107H159ZM210 105V104H209ZM13 106V105H12ZM84 106V105H82ZM80 104V108L82 107ZM97 106V105H96ZM110 106V105H109ZM122 106V105H121ZM155 106V105H154ZM202 106V105H201ZM200 106V107H201ZM9 107V110L11 109V105L7 106ZM98 107V106H97ZM101 107V106H100ZM150 107V106H148ZM152 107V106H151ZM150 107V108H151ZM164 107V106H163ZM179 107V106H178ZM2 109V106L0 107ZM83 108V107H82ZM124 108V107H123ZM126 108V107H125ZM155 108V107H154ZM166 108V107H165ZM203 108V107H202ZM5 109V108H3ZM8 109V108H6ZM5 109V110H6ZM96 109V108H95ZM120 109V108H119ZM118 109V110H119ZM127 109V108H126ZM152 109V108H151ZM12 110V109H11ZM10 110V111H11ZM78 110V109H77ZM85 110V109H80ZM102 110V109H101ZM147 110V109H146ZM153 110V109H152ZM178 110V109H177ZM185 110V109H184ZM86 111V110H85ZM90 111V110H89ZM96 111V110H95ZM115 111V110H114ZM113 111V112H114ZM117 111V110H116ZM155 110H153L154 112ZM162 111V110H161ZM160 111V112H161ZM164 111V110H163ZM166 111V110H165ZM168 111V110H167ZM181 111V110H180ZM4 112V111H2ZM97 112V111H96ZM101 115H102V111ZM206 112V111H205ZM88 113V112H87ZM109 113V112H108ZM119 115V112H117ZM122 112H120L121 114ZM128 113V112H127ZM126 113V114H127ZM133 113V111H132ZM140 113H142L140 111ZM162 113V112H161ZM166 113V112H165ZM164 113V114H165ZM171 113V112H170ZM175 113V112H174ZM10 114V113H9ZM78 114V113H77ZM98 114V113H96ZM111 114V113H109ZM135 114V113H133ZM143 114V113H142ZM168 114V113H167ZM166 114V115H167ZM1 115V114H0ZM73 115V116H72ZM116 115V112H115ZM117 115V117H118ZM128 115V114H127ZM129 113V118H130ZM144 115V114H143ZM142 115V116H143ZM146 115V114H145ZM149 115H152L151 113ZM163 115V114H162ZM185 115V114H184ZM2 116V115H1ZM46 116V115H45ZM76 116V117H75ZM94 116V114H93ZM174 116V115H171ZM177 116V115H176ZM15 117V116H14ZM16 117V118H17ZM44 117V116H43ZM47 117V118H48ZM107 117V116H106ZM134 117V116H133ZM150 117V116H149ZM147 117V118H149ZM157 117V116H156ZM160 117V116H159ZM158 117V118H159ZM164 117V115H163ZM10 118V117H9ZM89 118V117H88ZM92 118V117H91ZM96 118V117H95ZM100 118V115H99ZM108 118V117H107ZM107 118H105L107 122ZM110 118V116H109ZM108 118V119H109ZM123 118V117H122ZM141 118V117H140ZM145 118V117H144ZM143 118V119H144ZM175 118V117H174ZM184 118V117H183ZM189 118V117H188ZM7 119V114H6ZM14 119V118H13ZM44 121L46 118H43ZM47 119V120H49ZM103 119V117H102ZM127 119V117H126ZM155 119V118H153ZM187 119V118H186ZM184 119V120H186ZM191 119V118H190ZM8 120V119H7ZM17 120V119H16ZM41 120V119H40ZM97 119H95L96 121ZM115 120V119H114ZM114 120L111 118L110 122L111 124H115ZM131 120V118H130ZM140 120V119H139ZM152 120V118H151ZM164 120V119H163ZM210 120V119H209ZM9 121V120H8ZM12 121V120H11ZM99 121V120H98ZM103 121V120H102ZM121 121V120H120ZM146 121V120H145ZM144 121V122H145ZM155 122V120H153ZM161 121V119H160ZM215 121V120H214ZM19 122V121H17ZM25 122V121H23ZM35 122V121H34ZM46 122V121H45ZM74 122V121H73ZM109 122V121H108ZM116 122V121H115ZM122 122V121H121ZM120 122V123H121ZM128 122V121H127ZM126 122V124H127ZM133 122V120H132ZM148 122V121H147ZM152 122V121H151ZM158 122V121H157ZM164 122V121H163ZM207 122V121H206ZM228 122V121H227ZM37 123V122H36ZM43 123V126H47L48 123ZM72 123V122H70ZM75 123V122H74ZM97 123V122H96ZM105 123V122H104ZM103 123V124H104ZM136 123V122H135ZM149 123V122H148ZM216 123V122H215ZM16 124V123H15ZM30 124V123H28ZM118 124V123H117ZM130 124V123H128ZM127 124V125H128ZM134 124V123H133ZM137 124V123H136ZM139 124V122H138ZM146 124V123H145ZM165 124V123H164ZM178 124V123H177ZM227 124V123H226ZM232 124V122H231ZM238 124V123H237ZM68 125V124H67ZM75 126V124H72ZM95 125V124H94ZM108 125V124H107ZM132 125V124H131ZM140 125V124H139ZM149 125V124H148ZM185 125V124H184ZM183 125V126H184ZM251 125V124H250ZM263 125V124H262ZM50 126V125H49ZM105 126V125H104ZM129 126V125H128ZM137 126V125H136ZM141 126V125H140ZM182 126V125H181ZM215 126H217L215 124ZM219 126V125H218ZM227 126V125H226ZM257 126V125H256ZM36 127V126H35ZM52 127V125H51ZM72 127V126H71ZM101 127V126H100ZM109 127V126H108ZM115 127H117L115 125ZM138 127V126H137ZM149 127V126H148ZM179 127V126H178ZM204 128V126H202ZM233 127V126H232ZM238 127V126H237ZM39 128V126H38ZM56 128V127H55ZM67 127H65L66 129ZM74 128V127H73ZM77 128V129H78ZM118 128V127H117ZM120 128V126H119ZM228 128V127H227ZM261 128V127H260ZM264 128V127H263ZM46 129V128H44ZM58 129V128H56ZM61 129V128H60ZM64 129V127L62 128ZM123 129V128H121ZM142 129V128H140ZM143 129H147L143 127ZM151 129V128H148ZM170 129V128H169ZM181 129H183L181 127ZM199 129V127H198ZM202 129V128H201ZM206 129V128H205ZM204 129V130H205ZM220 129V128H219ZM225 129V128H224ZM233 129V128H232ZM240 129V128H239ZM258 129V126H257ZM38 130V129H37ZM47 130V129H46ZM51 130V129H50ZM73 130V129H72ZM106 130V129H105ZM113 130V129H112ZM126 130V129H124ZM139 130V129H137ZM153 130V129H152ZM168 130V129H167ZM203 130V131H204ZM236 130V129H234ZM54 131V130H52ZM74 131V130H73ZM107 131V130H106ZM122 131V130H121ZM155 131V130H154ZM185 131V130H184ZM196 131V130H195ZM224 131V130H223ZM239 131V130H238ZM244 131V130H243ZM260 131V130H259ZM43 133V131H41ZM183 132V131H182ZM235 132V131H233ZM242 132V131H241ZM262 132V131H261ZM37 133V132H36ZM35 133V134H36ZM59 133V132H58ZM56 133V134H58ZM62 133V132H61ZM71 132H69L70 134ZM74 133V132H73ZM85 133V132H84ZM97 133V132H96ZM102 133V132H101ZM106 133H109L106 132ZM47 134V133H46ZM45 134V135H46ZM54 134V133H52ZM81 134V133H80ZM94 134V133H92ZM91 134V135H92ZM116 135V133H113ZM123 134V133H122ZM143 134L139 133V135ZM238 134V133H237ZM51 135V134H50ZM49 135V136H50ZM79 135V134H78ZM89 135V133H88ZM95 135V134H94ZM99 135V134H98ZM111 135V134H110ZM119 135V134H118ZM130 135V134H129ZM141 135V136H142ZM242 135V133H241ZM35 136V135H34ZM53 136V135H52ZM51 136V137H52ZM60 136V133H59ZM58 136V137H59ZM63 136V135H62ZM61 136V137H62ZM85 136V134H84ZM147 136V134L145 135ZM244 136V135H243ZM73 137V135H72ZM97 139V134L94 136ZM116 137V136H115ZM123 137V136H122ZM132 137V136H130ZM149 137V136H148ZM242 137V136H241ZM246 137V136H245ZM249 137V136H248ZM42 138V137H41ZM47 138V136H46ZM53 138V137H52ZM49 137V139H52ZM77 138V137H76ZM93 138V137H92ZM110 138V137H109ZM126 138V137H125ZM134 138V137H133ZM142 138V137H141ZM153 139L152 137H150ZM149 138V139H150ZM251 138V137H250ZM68 139V138H67ZM99 139V137H98ZM102 139V138H100ZM107 139V138H105ZM115 139V138H114ZM123 139V138H122ZM138 139V138H137ZM140 139V138H139ZM144 139V138H143ZM150 139V140H151ZM253 139V137H252ZM263 139V138H261ZM43 140V139H42ZM40 139V141H42ZM77 140V139H76ZM104 140V139H103ZM108 140V139H107ZM112 140V139H111ZM127 140V139H125ZM189 140V139H188ZM218 140V139H217ZM243 140V139H242ZM257 140V139H255ZM264 140V139H263ZM34 141V140H33ZM47 141V140H46ZM51 141V140H50ZM49 141V142H50ZM59 141V140H58ZM120 141V140H119ZM153 141V140H152ZM202 145H199L201 147V150L198 152H193L192 150H187L183 156H185V159H187L189 162H206L209 160L214 161L215 164H223L222 162H225L227 160L236 162L235 164H243L241 167L244 171L243 174L238 175L237 177L231 178L232 181H230L232 184L231 187L223 189V185L220 182V185L222 186L220 189L217 188V191H214L208 194L203 195L200 191L198 192V195H193V199L202 200L204 204V207L196 208H189L185 209V206H182L184 210L183 213H180V216L178 218L169 217L163 220V222H160V226L158 228H155L154 231H142L138 227L132 228L129 224L120 225L113 219H116L113 213L108 212L107 205L101 201V194L100 197H97L96 195L89 194V196L85 195H79L77 193V189L81 187H91L94 189V187H100L104 186L107 188L108 191L114 193V194H121V195H133V193H137L140 190L144 191L143 188H157L156 185L159 184V182L156 180V182L153 183L152 187H149L148 184L144 185L143 178L140 176H137L135 174H128L127 176V182L124 181L122 178V175L115 174L113 172H107V173H100L97 172L95 169H88L84 163L78 162L85 166L86 168L81 171H66L67 167H59L60 165L56 164V159L53 152L49 151V148L45 149V147L40 143H34L35 151L39 150V147L42 148L46 154L42 153H33L31 154L34 157L33 162H29L26 165H20L14 163L7 159L10 158L9 153L7 154L6 151L2 148L1 145V139H0V264H142L140 261L145 260L147 261L146 264H264V241L258 240L256 237L257 234L255 232L258 231H264V195L261 198H257L258 202H251L254 206V211L250 210L252 209L250 207L246 208V205L248 202L247 199L251 198L252 190L254 189L252 186V175L253 169L255 170L254 166L246 165V163L249 160L255 159L252 158L254 155L251 156V153L248 151L250 149H234L226 152L224 155L223 151L213 149L212 146L208 145V142H203ZM207 141V140H206ZM209 141V139H208ZM212 141V140H211ZM215 141V140H214ZM220 141V140H218ZM223 142V140H221ZM32 142V141H28ZM71 142V141H70ZM75 142V141H73ZM79 142V141H78ZM77 142V144H78ZM101 142V140H100ZM106 142V141H105ZM104 142V143H105ZM112 142V141H111ZM138 142V141H137ZM173 142V141H172ZM227 142V141H226ZM252 142V141H251ZM264 142V141H262ZM27 143V141H26ZM56 143V142H54ZM82 143V142H81ZM107 143V142H106ZM125 143V142H124ZM136 143V142H135ZM145 143V142H143ZM154 143V142H153ZM197 143V142H196ZM239 143V142H238ZM237 143V144H238ZM53 144V143H52ZM61 144V143H59ZM63 144V142H62ZM67 144V143H66ZM66 144H63L64 146ZM72 144V143H71ZM74 144V143H73ZM83 144V143H82ZM102 144V143H101ZM128 144V143H127ZM177 144V142H176ZM195 145V143H192ZM221 144V143H220ZM231 144V142H230ZM246 144H248L246 142ZM260 144V143H259ZM37 145V146H36ZM48 145V144H47ZM86 145V144H85ZM109 145V144H107ZM132 145V143H131ZM190 145V144H189ZM188 145V146H189ZM219 146V144H217ZM254 145V144H253ZM71 146V145H69ZM76 146V145H75ZM114 146V145H113ZM135 146V144H134ZM139 146H142L139 145ZM138 146V147H139ZM147 146V145H146ZM177 146V145H176ZM193 146V145H192ZM234 146V144H233ZM241 146V145H240ZM247 146V145H246ZM5 147V146H4ZM27 147V146H25ZM54 147V145H53ZM73 147V146H72ZM127 147H129L127 145ZM136 147V146H135ZM134 147V148H135ZM145 147V146H144ZM196 147V145H195ZM225 147V145H224ZM244 147V146H243ZM22 148V147H21ZM24 148V147H23ZM52 148V147H51ZM55 148V147H54ZM53 148V149H54ZM59 148V147H57ZM142 148V147H141ZM160 148V147H159ZM170 148V147H169ZM178 148V147H177ZM176 148V150H177ZM181 148V147H180ZM179 148V149H180ZM198 148V147H197ZM228 148V147H227ZM252 148V146H251ZM258 148V146H257ZM263 148V147H262ZM9 149V148H8ZM26 149V148H25ZM29 149V148H27ZM62 149V148H61ZM60 149V150H61ZM68 148L66 147V150ZM69 149L72 148L69 147ZM78 149V148H77ZM84 149V148H83ZM82 149V150H83ZM87 149V147H86ZM85 149V150H86ZM105 149V148H104ZM131 149V148H130ZM147 149V148H146ZM150 149V147H149ZM157 149V148H156ZM171 149V148H170ZM173 149V148H172ZM196 149V148H195ZM222 149V148H221ZM255 149V148H254ZM253 149V150H254ZM10 150V149H9ZM24 150V149H23ZM31 150V149H29ZM55 150V149H54ZM80 150V149H79ZM90 150V149H89ZM107 150V149H106ZM134 150V149H132ZM139 149H137L138 151ZM143 150V149H141ZM139 150V151H141ZM160 150V149H159ZM163 150V149H162ZM256 150V149H255ZM258 150V149H257ZM58 151V150H57ZM68 151V150H67ZM70 151V150H69ZM68 151V152H69ZM70 151V152H71ZM74 151V149H73ZM93 151V150H92ZM95 151V150H94ZM93 151V152H94ZM170 151V150H169ZM179 151V150H178ZM181 151V150H180ZM183 151V150H182ZM227 151V150H226ZM262 152V150H260ZM29 152V153H30ZM60 151H58L59 153ZM81 152V151H80ZM107 152V151H106ZM116 152V150H115ZM146 152V151H145ZM173 152V151H171ZM25 153V152H24ZM28 153V151L26 152ZM55 153V152H54ZM57 153V152H56ZM57 153V154H58ZM67 153V152H66ZM73 153V152H72ZM155 153V152H153ZM153 153H150L154 156ZM158 153V152H157ZM156 153V154H157ZM168 153V152H167ZM11 154V153H10ZM18 154V153H17ZM61 154V153H60ZM63 154V153H62ZM65 154V153H64ZM63 154V155H64ZM69 154V153H68ZM75 154V153H73ZM98 154V153H97ZM112 154V153H111ZM148 154V152H147ZM155 154V155H156ZM160 154V153H159ZM166 154V153H165ZM172 154V153H171ZM170 154V155H171ZM178 154V153H177ZM262 154V153H261ZM14 155V154H13ZM12 155V156H13ZM31 155V157H32ZM67 155V154H65ZM80 155L76 153V156ZM86 155V154H85ZM120 155V154H119ZM118 155V156H119ZM176 155V154H175ZM174 155V156H175ZM22 156V155H21ZM20 156V157H21ZM24 156V155H23ZM22 156V157H23ZM94 156V155H93ZM122 156V155H121ZM151 156V155H150ZM164 156V154H163ZM182 156V157H183ZM224 156V157H223ZM257 156V155H256ZM17 157V156H16ZM21 157V158H22ZM57 157V156H56ZM60 157V156H59ZM80 157V156H78ZM85 160L87 159L86 156ZM88 157V156H87ZM111 157V156H110ZM148 157V155H147ZM161 157V156H160ZM166 157V156H165ZM176 157V156H175ZM223 157V158H222ZM12 158V157H11ZM26 158V156L24 157ZM73 158V157H72ZM128 158V157H127ZM150 158V157H149ZM155 158V157H154ZM158 158V157H157ZM162 158V157H161ZM258 158V157H257ZM261 158V157H259ZM258 158V160H259ZM23 159V158H22ZM29 159V158H28ZM67 159V158H66ZM64 159V160H66ZM80 159V158H78ZM77 159V161H78ZM90 159V157H89ZM120 159V158H119ZM175 160L174 157L168 156L166 159L159 160L158 162L161 163L164 160ZM180 159V158H178ZM25 160V159H24ZM76 160V159H75ZM116 160V159H115ZM149 160V159H148ZM172 160V161H173ZM184 160V159H183ZM263 160V159H262ZM32 161V160H31ZM82 161V160H81ZM84 161V160H83ZM122 161V159H121ZM121 161H118L121 162ZM253 161V160H252ZM257 161V160H255ZM19 162V161H18ZM123 162V161H122ZM121 162V164H123ZM126 162V161H124ZM231 162V163H234ZM251 162V161H250ZM259 162V161H258ZM256 162V163H258ZM131 163V162H130ZM148 163V162H147ZM165 163V161H164ZM182 163V162H181ZM185 163V162H184ZM170 164V163H167ZM166 164V165H167ZM175 164V163H174ZM199 164V163H198ZM234 164V165H235ZM32 165V166H30ZM59 165V166H58ZM142 166V164H139ZM149 165V164H148ZM153 165V164H152ZM160 165V164H159ZM162 165V164H161ZM173 165V164H172ZM193 165V164H192ZM191 165V166H192ZM200 165V164H199ZM207 165V164H206ZM209 165V164H208ZM216 165V166H217ZM58 166V167H57ZM62 166V165H61ZM156 166V165H155ZM153 166V170L154 167ZM189 166V165H188ZM194 166V165H193ZM210 166V165H209ZM213 166V167H216ZM224 166V165H223ZM237 166V165H236ZM264 166V165H263ZM163 166H160V168ZM167 167V166H166ZM208 167V166H206ZM212 167V168H213ZM158 168V167H157ZM191 168V167H190ZM194 170L199 167H192ZM202 168V167H201ZM209 168V167H208ZM217 168V167H216ZM221 168V165H220ZM264 168V167H262ZM76 169V168H75ZM162 169V168H161ZM164 169V167H163ZM214 169V168H213ZM99 170V169H98ZM160 170V169H159ZM200 170V168H199ZM261 170V169H260ZM259 170V171H260ZM164 171V170H163ZM221 171V170H220ZM224 171V170H223ZM103 172V171H102ZM157 174V178L161 179V173L159 171H154ZM222 172V171H221ZM235 172V171H234ZM117 173V172H116ZM131 173V172H130ZM231 174V173H230ZM260 174V173H259ZM140 175V174H139ZM192 175V174H191ZM190 175V176H191ZM196 175V174H193ZM199 175V174H198ZM197 176V175H196ZM261 176V175H260ZM150 177V176H149ZM154 177V176H153ZM162 177V176H161ZM189 177V176H188ZM198 177V176H197ZM264 177V176H263ZM262 177V178H263ZM226 178V177H225ZM260 178V177H259ZM191 179V178H190ZM193 179V178H192ZM223 179V177H222ZM146 180V179H145ZM196 180V179H195ZM193 180V181H195ZM230 180V179H229ZM259 180V179H258ZM261 180V179H260ZM264 180V178H263ZM256 181V180H254ZM188 182V181H187ZM226 182V181H224ZM228 182V181H227ZM262 181H259V183ZM197 183V181H196ZM257 183V181H256ZM190 184V183H189ZM218 184V183H217ZM229 184V183H228ZM229 184V185H230ZM255 184V183H254ZM226 185V184H225ZM257 185V184H256ZM39 186V187H38ZM190 186V185H189ZM192 186V185H191ZM190 186V187H191ZM89 187V188H90ZM200 187V186H199ZM193 188V187H192ZM216 188V187H215ZM83 189V188H82ZM86 189V188H85ZM101 189V188H100ZM264 189V188H263ZM84 190V189H83ZM192 190V189H191ZM210 190V189H209ZM262 190V189H261ZM105 191V190H104ZM148 191V190H147ZM84 192V191H82ZM91 192V190H90ZM98 192V191H97ZM161 192V191H160ZM187 192V191H186ZM87 193H89L87 191ZM92 193V192H91ZM94 193V190H93ZM107 193V192H105ZM225 194V197L223 198V203L230 204L232 203V206L230 208L224 207L223 205L217 209H212L207 211L205 209V204L209 205L211 204L214 199L218 198L220 194ZM84 194V193H83ZM160 194V193H159ZM254 194V193H253ZM137 195V194H135ZM134 195V196H135ZM176 195V194H175ZM257 195V194H256ZM104 196V195H103ZM144 196V194H143ZM149 196V195H148ZM107 197V196H105ZM109 197V196H108ZM124 197V196H123ZM128 198V196H126ZM163 197V196H162ZM177 197V196H176ZM175 197V198H176ZM188 197V196H187ZM130 198V197H129ZM128 198V199H129ZM133 198V197H132ZM136 198V197H135ZM138 198V195H137ZM143 198V197H142ZM180 198V197H179ZM184 198V197H183ZM186 198V197H185ZM254 198V197H253ZM252 198V199H253ZM119 199V198H118ZM140 199V197L138 198ZM178 199V198H177ZM112 200V199H111ZM175 200V199H174ZM179 200V199H178ZM107 201V200H106ZM114 200H112V203ZM116 201V200H115ZM119 201V200H118ZM122 201V199L120 200ZM130 201V200H129ZM177 201V200H176ZM182 201V200H180ZM245 201V202H244ZM105 202V201H104ZM108 204L110 201H107ZM123 202V201H122ZM127 202V201H126ZM134 202V201H133ZM137 202V201H136ZM129 203V202H128ZM198 203H200L198 201ZM222 203V204H223ZM234 203V204H233ZM125 204V203H124ZM135 204V202H134ZM178 204V203H177ZM182 204H184L182 202ZM186 204V203H185ZM114 205H116L114 203ZM123 205V204H122ZM130 205V203H129ZM172 205V204H170ZM200 205V204H199ZM118 206V205H117ZM127 206V204L125 205ZM124 206V207H125ZM137 206V205H136ZM140 206V205H139ZM188 206V205H187ZM109 207V206H108ZM120 207V206H119ZM118 207V208H119ZM123 207V206H122ZM142 207V206H141ZM173 207V205H172ZM181 207V208H182ZM249 207V206H247ZM114 208H116L114 206ZM130 208V207H129ZM140 208V207H139ZM143 208V207H142ZM161 207H159L160 209ZM207 208V206H206ZM228 210H225V209ZM133 209V208H132ZM138 209V208H136ZM147 209V208H146ZM163 209V208H162ZM166 209V208H165ZM120 210V209H119ZM155 210V208H154ZM131 211V210H130ZM148 211V209H147ZM180 211V210H179ZM178 211V212H179ZM41 212L42 218H36L35 213ZM123 212V211H122ZM126 212V211H125ZM171 212V211H170ZM177 212V209H176ZM182 212V211H180ZM121 213V211H120ZM129 213V212H128ZM154 213V212H153ZM164 213V212H163ZM224 213L225 217L222 216L223 224L220 226L219 230L216 231V233H213L211 238H207V234L210 230L209 227L213 225L214 219L219 220V217L221 218V214ZM123 214V213H122ZM170 214V213H169ZM155 215V214H154ZM161 215V214H160ZM164 215V214H163ZM37 215V217H40ZM124 216V215H123ZM151 216H153L151 214ZM156 216V215H155ZM162 216V215H161ZM222 219H220L222 221ZM92 220H100V222L96 227H92L91 225L86 224L90 223ZM127 221V220H126ZM158 221V220H157ZM156 221V222H157ZM161 221V220H160ZM220 221V223H221ZM95 222V221H94ZM124 222V220H123ZM145 222V221H144ZM92 223V222H91ZM130 223V222H129ZM135 223V222H134ZM158 223V222H157ZM155 223V224H157ZM216 223V222H215ZM214 223V224H215ZM139 224V223H138ZM142 224V223H141ZM125 225V226H124ZM143 227V225H141ZM152 226V225H151ZM156 226V225H155ZM148 227V226H147ZM214 229V226L211 227ZM197 230L201 231L203 233V237H199V233ZM215 230V229H214ZM211 232V230H210ZM214 232V231H213ZM259 233V232H258ZM107 235L109 238L113 237L114 241L108 242L102 241L101 236ZM221 235H226L224 239H221ZM261 234H259L260 236ZM101 238V239H100ZM261 238V237H260ZM259 238V239H260ZM263 240V238H262ZM156 251V255L153 253V251ZM69 253V255H67Z\"/></svg>", "mask_w": 264, "mask_h": 264}]
</instances>
